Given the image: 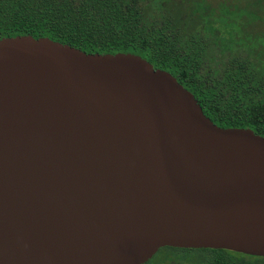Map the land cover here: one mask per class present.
<instances>
[{
	"label": "water",
	"instance_id": "obj_1",
	"mask_svg": "<svg viewBox=\"0 0 264 264\" xmlns=\"http://www.w3.org/2000/svg\"><path fill=\"white\" fill-rule=\"evenodd\" d=\"M264 257V136L130 52L0 38V264Z\"/></svg>",
	"mask_w": 264,
	"mask_h": 264
},
{
	"label": "trees",
	"instance_id": "obj_2",
	"mask_svg": "<svg viewBox=\"0 0 264 264\" xmlns=\"http://www.w3.org/2000/svg\"><path fill=\"white\" fill-rule=\"evenodd\" d=\"M257 4L264 0L242 7L226 0L215 6L210 0H0V38L49 37L88 53L141 55L172 73L217 125L264 136V32L249 31L263 22ZM242 8L259 19L236 21L234 11ZM238 25L242 33L234 30ZM150 261L145 264H264V257L165 246Z\"/></svg>",
	"mask_w": 264,
	"mask_h": 264
},
{
	"label": "rangeland",
	"instance_id": "obj_3",
	"mask_svg": "<svg viewBox=\"0 0 264 264\" xmlns=\"http://www.w3.org/2000/svg\"><path fill=\"white\" fill-rule=\"evenodd\" d=\"M216 1H223V0H210L211 4L214 6L216 5ZM246 2H247V0H226V3L230 6L233 3H238V5L242 7L243 5H245ZM250 5L251 6L249 9H251V8H253V6H255L253 1L251 2ZM256 7L260 10V11L259 10H257V11H259V14L262 16L263 22H259V23L255 22L254 25L249 28V31L252 33L258 34L260 32H264V14H262L264 12V5L257 4ZM226 16L229 17L230 15H226ZM233 17L236 19V21H238V19H239L240 22L244 21V20L255 21V20L259 19L255 13L249 14V12H247L245 10V8L235 10ZM242 27H243L242 25L235 26L234 30L242 33ZM150 262H155V255L151 258Z\"/></svg>",
	"mask_w": 264,
	"mask_h": 264
}]
</instances>
